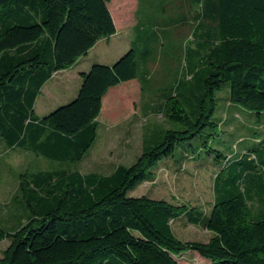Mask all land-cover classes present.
Masks as SVG:
<instances>
[{"label": "trees", "instance_id": "obj_1", "mask_svg": "<svg viewBox=\"0 0 264 264\" xmlns=\"http://www.w3.org/2000/svg\"><path fill=\"white\" fill-rule=\"evenodd\" d=\"M109 1L0 0V141L5 147L78 163L97 139L109 89L133 79L144 89L147 72L140 75L132 41L113 64L95 63L82 72L74 99L42 117L35 112V101L54 73L75 65L100 39L117 32ZM138 1L137 16L144 0ZM154 1L158 14L170 18L165 0ZM186 1L194 12L176 28L193 21L196 46L188 48L192 60L185 73L162 97L164 115L178 127L145 132L136 161L108 174L56 168L22 176L11 199L22 212L12 215L17 225L4 226L0 212V242L10 240L0 264H181L193 254L210 264H264V212L255 211L264 209L263 144L258 153L219 154L226 165L215 175L209 212L129 196L155 178L161 161L192 159L197 152L192 145L175 159L181 143L191 144L207 128L217 132V93L224 84L227 105L264 112V0ZM147 54L152 50L146 46ZM209 142L204 139L201 147ZM230 168L234 177L223 179ZM178 219L209 230L211 237L205 242L180 239L172 227Z\"/></svg>", "mask_w": 264, "mask_h": 264}, {"label": "rangeland", "instance_id": "obj_2", "mask_svg": "<svg viewBox=\"0 0 264 264\" xmlns=\"http://www.w3.org/2000/svg\"><path fill=\"white\" fill-rule=\"evenodd\" d=\"M139 3L138 0L109 1L117 32L110 41H101L80 63L61 71L63 73H60L59 77L62 78L63 87L69 85L71 75L76 70L97 63L94 61H102L100 58L104 59L103 54L98 51L110 47L117 49L115 45H120L122 48L117 50L126 52L130 42L134 41L140 63V75L143 76L144 71L147 72L144 89L139 80H134L111 89L105 95L98 118L97 139L84 159L78 163L52 161L31 151L7 148L0 141V204L4 226L13 228L17 223L11 216L14 213L22 214L17 212L19 210L11 203L22 176L26 179L32 173L56 168H77L82 173L108 174L119 164L130 166L136 161L142 153L145 132L156 128L178 127L164 115L162 97L169 95L171 87H175L179 76L185 73L192 60L187 51L189 47L196 46L190 30L193 21H190L189 26L180 28H176V24L185 16L191 20L194 7L186 0H165L164 6L170 18L163 19L164 12L158 14L154 8V0L142 1L137 16ZM137 22L139 26L133 27ZM146 46L152 50L151 55H143ZM55 94V97L46 98L48 101L45 100L42 105L40 100L45 96L41 97L37 103V114L48 113L71 101L61 89ZM228 95V85L224 84L223 89L217 93V109L214 115L215 121L220 120L217 132L213 134V129L207 128L202 136L192 139L191 144L181 143L177 147L174 157L179 160L184 149L192 145L197 151L192 154V159L182 163L172 159L161 161L155 170V178L139 184L129 192V196L147 195L154 199H166L174 204L185 203L206 211L210 209L214 201L215 175L226 165L219 154L226 155L244 149L258 153L257 147L264 145V112L258 113L233 103L229 106ZM207 138L210 140L208 148L201 147L202 141ZM158 139L160 138L155 140ZM211 149L214 151L210 152ZM229 170L221 174L223 179L234 177L236 171L232 168ZM227 185L231 186L232 182L229 180ZM172 227L174 233L183 240L205 242L212 235L209 230L190 224L184 219L175 220ZM9 244L8 239L0 242V257ZM181 264L210 263L196 257L191 260L181 259Z\"/></svg>", "mask_w": 264, "mask_h": 264}, {"label": "crops", "instance_id": "obj_3", "mask_svg": "<svg viewBox=\"0 0 264 264\" xmlns=\"http://www.w3.org/2000/svg\"><path fill=\"white\" fill-rule=\"evenodd\" d=\"M111 11H112V9H111ZM114 35H112L110 38H103V39H100L90 50H89V52H88V54L87 55H89L90 53H91V51L93 50V49H96V47H97V45L101 42V41H104L105 39H109V41H110V39L113 37ZM106 41V40H105ZM109 43V42H108ZM115 47L117 48V49H121L122 47L120 46V45H115ZM117 49H115V48H107V49H104V50H102V51H98L99 53H102L103 55H102V57L104 58V59H99V60H102V61H94V62H97V63H103V64H108V65H110V64H113L117 59H119L123 54H124V52L125 51H118ZM109 50V51H108ZM125 50H127V49H125ZM86 55V56H87ZM85 56V55H84ZM84 56H82L81 58H79V60L76 62V64L75 65H77L78 63H80V61H81V59H83V57ZM93 64H95V63H92V64H90L88 67H85L84 69H80V70H76L71 76H72V79L71 80H69V82H70V84L69 85H66V86H62L63 84H62V78L61 77H59V75H60V73H63V72H61V71H58V72H56V73H54L53 74V76L43 85V87H42V89H41V93L39 94V96L37 97V99H36V101H35V105H34V108H35V112H36V110H37V103H38V101L41 99V97H44L45 96V98H43V99H41L40 101H41V105L42 104H45V100H46V98H48V99H50L51 97H55V93H56V91L58 90V89H61L62 91H63V93H65V96H68V100H72V99H74L77 95H78V92H79V89H80V86H81V84H82V77H81V73L82 72H87L90 68H91V66L93 65ZM62 71H66V70H62ZM134 80H137V79H133V80H130V81H127V82H124V83H121V84H119L118 86H120V85H122V84H126V83H129V82H131V81H134ZM118 86H115V87H118ZM115 87H113V88H115ZM113 88H111V89H113ZM111 89H109V91L111 90ZM108 91V92H109ZM108 94V93H107ZM46 101H48V100H46ZM59 102V101H58ZM103 103H104V99H103ZM47 110V109H46ZM46 112V111H45ZM50 112V111H49ZM48 112V113H49ZM48 113H43V114H37V112H36V114L38 115V116H40V117H42V116H44V115H46V114H48ZM1 205V204H0ZM211 207H212V205H211ZM211 207H210V209H211ZM210 209L208 210V211H206V210H204L205 212H209L210 211ZM255 211H257L258 213H262V212H264V209H262V208H256L255 209ZM0 212H1V219H2V207H0ZM12 217V216H11ZM3 222V221H2ZM4 223V222H3ZM191 224V223H190ZM196 257H198L199 259H201L202 261H206V260H204L203 258H201L199 255H197V254H193V255H188V256H186V259L187 260H191L192 258H195L196 259Z\"/></svg>", "mask_w": 264, "mask_h": 264}]
</instances>
